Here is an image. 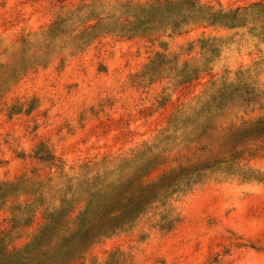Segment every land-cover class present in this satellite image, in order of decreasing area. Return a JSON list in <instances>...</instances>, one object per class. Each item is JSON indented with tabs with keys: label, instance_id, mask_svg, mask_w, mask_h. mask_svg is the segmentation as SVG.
Returning a JSON list of instances; mask_svg holds the SVG:
<instances>
[{
	"label": "rangeland",
	"instance_id": "374dc122",
	"mask_svg": "<svg viewBox=\"0 0 264 264\" xmlns=\"http://www.w3.org/2000/svg\"><path fill=\"white\" fill-rule=\"evenodd\" d=\"M153 1L0 0V264H264V0Z\"/></svg>",
	"mask_w": 264,
	"mask_h": 264
},
{
	"label": "trees",
	"instance_id": "16d2710c",
	"mask_svg": "<svg viewBox=\"0 0 264 264\" xmlns=\"http://www.w3.org/2000/svg\"><path fill=\"white\" fill-rule=\"evenodd\" d=\"M123 7L126 9L125 22L120 24L117 21L114 31L129 37L152 30L169 28L174 31L182 30L195 21L227 27H234L238 22H242L239 10L229 13L215 11L202 6L199 0H154L148 7L130 5ZM162 63L164 62L157 66H162ZM192 77L189 74L185 76L189 81L193 79Z\"/></svg>",
	"mask_w": 264,
	"mask_h": 264
}]
</instances>
